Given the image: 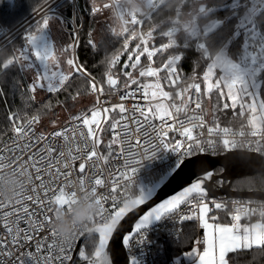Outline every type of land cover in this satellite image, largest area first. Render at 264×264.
<instances>
[{
    "label": "snow or ice",
    "instance_id": "6c2138e0",
    "mask_svg": "<svg viewBox=\"0 0 264 264\" xmlns=\"http://www.w3.org/2000/svg\"><path fill=\"white\" fill-rule=\"evenodd\" d=\"M26 5L27 0H6L0 12L13 16ZM111 8L110 3L92 0L91 13L108 10L106 20L110 23L106 27L117 41H122L108 55L110 42L102 38L97 47L89 32L88 45L104 50L102 59L93 66L102 69L99 79L78 60L75 40L59 49L52 44L37 47L42 35L50 32L51 23L59 22L58 31L63 30L64 20L48 8V0H37L32 6L40 16L24 32L23 46L15 45L9 35L10 26L0 18V37L12 46L11 53L0 62V76L13 66L21 73L33 72L27 84L28 100L35 101L37 89L48 94L65 93L64 100L56 101L58 105H67L69 100L80 102L78 98L86 94L94 97L90 107L71 115L64 127L47 135L37 133L35 125L51 109L50 102H37L39 107L31 113V105L26 102L25 109L9 113L0 131V136L11 133L10 144L0 141V175L10 171L27 179L16 199L0 197V215L4 218L0 225V264H227L228 253L264 246V222L240 223L239 212L247 209H238L231 216L232 223L217 222L214 212L227 205L215 198L209 200V195L222 181L209 170L207 157L202 155L231 151L245 143L249 151L264 153V97L242 81L219 74L214 65H201L181 75L187 61L174 47L176 44L157 45L154 31H134L137 25H144L135 14L122 13L132 28L117 30L111 25ZM159 38L170 40L167 34ZM166 50L171 54L155 64L154 58ZM122 56L127 59L120 67ZM77 81L83 83L73 92ZM213 93L217 104L224 101L223 109H238L247 125L242 124L239 131L221 127L215 115L209 123L201 97ZM116 97L118 102H112ZM129 100L130 108L125 103ZM129 121L142 140L131 142L134 133ZM109 130L111 138L105 143L101 133ZM246 136L254 139H237ZM101 146L105 151H100ZM161 149L173 154L171 172L163 185L185 172L194 178L185 180L187 186L156 203L158 190L139 184L134 177L141 162ZM141 150L143 154L137 159ZM78 192L91 194L98 212L87 230L65 240L51 228L53 206L70 208L78 202ZM182 206L187 207V213L182 212ZM260 216L264 218V214ZM176 219L198 220L203 233L196 244L202 243V251L197 246L183 250L174 227ZM78 241L85 245L91 242L92 251L86 252ZM77 247L78 257L74 258Z\"/></svg>",
    "mask_w": 264,
    "mask_h": 264
},
{
    "label": "trees",
    "instance_id": "16d2710c",
    "mask_svg": "<svg viewBox=\"0 0 264 264\" xmlns=\"http://www.w3.org/2000/svg\"><path fill=\"white\" fill-rule=\"evenodd\" d=\"M115 1L116 2L114 3L112 0H98V3H110L112 5L111 14L114 18V22H111V25L117 27L118 30L120 24L118 25V22L116 21L117 14L120 12L130 14L133 11L132 8V10L130 9L131 5L140 8V5L144 0ZM233 1L234 0H167L163 6L158 8L152 15L150 14V16L144 21V25H141V28L138 29V32L136 28L134 31L137 33L141 31L148 32L149 30L154 31L158 37L156 41L157 45L159 43L176 44L174 47L176 46L178 53L187 61L183 64L181 75L190 70L194 71L195 67L211 64L216 55L220 52H224L230 60L237 62L242 53L241 47L245 39L244 32L249 26L254 25L260 36L264 39V0H262L242 21H240L239 18L248 4H245L241 8L233 9L229 6ZM240 1L244 2L248 0ZM5 2L6 0H0V8H3ZM7 2L10 1L7 0ZM36 2L37 0H27L26 7L20 12L13 16H9L6 12H0V18H2L10 28H13L18 22L32 12V6ZM39 3H43V0H39ZM76 3L77 6H79L78 9L82 11L83 19L80 28L81 32L76 40V56L78 60L83 62L89 70L93 71L96 74L97 79H99L102 69L94 68L93 66L97 61L102 59L104 50L101 48L100 51H97L88 45L87 41L89 39V32L91 31L92 39L97 44V47L100 46L102 38L105 42H110L107 43L108 55H110L115 48L120 47L122 41H117L106 27V25L110 23L106 20V14H110L108 10L92 14L90 10L92 0H77ZM201 6H204L205 10L199 12L198 9ZM62 11L70 14V5L68 4ZM124 16L127 17V15ZM192 20L198 28L196 36H192L188 31L181 29L184 22H191ZM213 21L218 22V26L214 30L205 34L203 29ZM76 23L79 25V20H77ZM171 27H177L178 29L177 35L172 38L171 41H168L165 38H159V35H163L165 31ZM59 39H61L59 42V48L62 45L67 46L71 42V38L65 35L62 38L59 36ZM21 42V40L14 41L17 46H20ZM201 45H203V47H201ZM131 46L134 45L130 44V47ZM11 50L12 46L8 45L4 51H0V62L11 53ZM169 54L171 53L168 50L159 53L157 57L154 58L155 64H160V62L166 59ZM126 59V56L121 57L120 67L123 66V61ZM199 75L202 77V71ZM16 81H19V83H16ZM80 83H83V81H77L76 84L72 86L73 92L75 91V87ZM14 84L15 87H13ZM0 90H2V92H0V131H3L5 128L9 113L25 109L26 102L31 105L28 109L30 113L35 108L39 107V104L37 103L39 101L51 103V109L41 116V120L38 124L39 131H45L54 126L53 121L56 122L55 125L65 122L71 115H75L78 111L90 107L94 100V97L90 94H86L84 98H78L80 102H72L69 100L67 105H58L56 101L64 100L65 98V93L61 92L59 94L46 93L41 100L30 101L28 100L30 94L27 92L25 73H21L16 66H13L5 75L0 76ZM165 90H168L167 86H165ZM259 94L264 97V72L262 83L259 87ZM216 108H219V111L214 113L212 109V113L218 118L220 125L227 127H241L242 124L244 125L242 118L238 116L236 110H231L229 108L221 110L220 107ZM234 112L236 115H233ZM213 115L209 117L206 113L209 123L212 122ZM10 134L11 133L8 132L6 135L0 136V141H4V139ZM101 135L103 141L106 143L109 132L101 133ZM1 144L2 142H0V145ZM219 172V170H216V173ZM231 188L238 191L258 190L264 192V174H254L235 180L232 182ZM217 217L225 222L229 221L227 213L218 214ZM186 237L190 238L186 239ZM196 237L197 228L195 221H187L184 224L182 234L179 237L183 242V250H189L190 247L194 245ZM82 246H85L86 252L92 251L91 242H88L86 245L82 244ZM226 259L228 264H264V246L256 249L230 253L227 255Z\"/></svg>",
    "mask_w": 264,
    "mask_h": 264
},
{
    "label": "rangeland",
    "instance_id": "374dc122",
    "mask_svg": "<svg viewBox=\"0 0 264 264\" xmlns=\"http://www.w3.org/2000/svg\"><path fill=\"white\" fill-rule=\"evenodd\" d=\"M8 1H10V0H8ZM49 1H51V4H53V2H52L53 0H48V2ZM76 1H75V3H76ZM112 1H114V3L116 2L115 0H112ZM166 1L167 0H159V2H158V0H144L141 3L140 8L131 5L130 9L132 8L133 11L130 14H132L133 12H136V11H138V12L144 11L148 7L156 5L158 2V5L155 7V9L153 11V13H154L158 8L163 6ZM198 1H203V0H198ZM261 1L262 0H248V1L241 2L240 0H234L232 3H230L229 6L233 9H237V8H241L245 4H248V6L245 7L241 17L239 18V20L242 21L249 15V13L256 6H258V4ZM68 2H69V0H64V2L61 4H59V3L55 4V10L62 11L69 4ZM202 5H204V4H202ZM75 12H76V10H75ZM80 18H81V20H83L81 10H79L78 13H76V19L80 20ZM127 19H128V17H125L124 15H122L121 12L119 14H117V20L116 21L118 22V25L120 24V27L126 26L124 24V22H126ZM218 24L219 23L216 21L210 22L203 29V32L205 34L209 33L210 31L214 30L218 26ZM127 27L130 29L132 26L130 25ZM60 28H61V25L59 22L51 23L50 24V32H46L42 35V38L37 41V47H44L48 44H52L53 46L55 45L57 49H59V46H60L59 42L61 40V39H59V36H60V38L64 37V35L67 37H70L71 38L70 43H72L74 40L75 41L77 40L78 35L81 32V29H80L78 32L77 38L75 39L74 35L69 34L63 28H62L63 29L62 31H58V29H60ZM140 28L138 26H136L137 32H138V29H140ZM171 28H174V27H171ZM171 28L167 29V31H165V33L169 32V30ZM175 29H177V27ZM181 29L184 31H188L192 36H196L197 32H198L197 25L194 23L193 20L191 22H184L183 27ZM177 33H178V29H177ZM177 33L175 35H169L170 40H168V41H171L172 38H174L177 35ZM244 34H245V39H244L242 47H241L242 53L240 54L237 62L230 60L224 54V52H220L219 54L216 55V57L214 58V60L211 62L210 65H214L217 68L219 74L224 75V76L228 77L229 79H238V80L242 81L244 83V85H246L250 90H253V91H256L259 93V87L261 86L262 76H263V72H264V39L260 36L258 30L255 28L254 25L249 26V28L246 29ZM16 40H21L22 42H21L20 46H23V34L20 35V37L14 39L13 42ZM61 47H66V46L62 45ZM64 58H66V57H62V59H64ZM32 59H33L35 64L39 65V63H40L39 61H36L34 57ZM24 73H25V78H26L27 84H28L29 82H31L34 73L31 71H26ZM46 93L47 92H44V91L37 89V91L35 93V100H37V101L41 100L45 96ZM202 102L204 104V109L206 110V113L209 115V117L213 115L212 109H214L216 107H220V109L223 110L224 101L221 100L220 103L217 104L215 93H213V95H211V96H202ZM228 103L230 104L231 102L228 101ZM229 109H231V107H229ZM231 110H233V109H231ZM236 111L238 114V109H236ZM240 118H242V121H243L244 125L246 126L247 125L246 117H240ZM105 124H106V122H105ZM106 133H108V132H106ZM107 138L110 139L109 136ZM101 149H103L102 146H101Z\"/></svg>",
    "mask_w": 264,
    "mask_h": 264
},
{
    "label": "built area",
    "instance_id": "2783aa9c",
    "mask_svg": "<svg viewBox=\"0 0 264 264\" xmlns=\"http://www.w3.org/2000/svg\"><path fill=\"white\" fill-rule=\"evenodd\" d=\"M76 0H69V5H70V14L68 12H64V11H57L55 10V4L57 3H63L64 0H53V4H51V1L48 2V8L51 9L53 12H55L58 16L62 17L64 20L63 26L62 28L67 31L69 34L74 35L75 39L77 38L78 32L81 28V24H82V20L80 18L79 22L80 24L78 25L76 23V13H78L79 9L77 6V3H75ZM159 2V0H158ZM158 2L156 5L150 6L148 7L146 10L141 11V12H133L132 14H135L136 17L138 19H141L143 21H145L150 14L153 13L155 7L158 5ZM74 9L76 10V12L74 11ZM40 14L37 13L35 14L34 12H31L28 16H26L24 19H22V21H20L18 24H16L13 28H11V32H10V38L12 40L20 37V35L24 34V32H26V30L30 27H32L34 25V22L36 19H39ZM124 24L126 26H130L131 24H126V22H124ZM132 26V25H131ZM139 28L141 27V25H137ZM0 31H2V29H0ZM177 33V29L175 28H171L169 30V32H166L165 34L167 35H175ZM163 34V35H165ZM4 45H8V40L0 37V47L4 46ZM202 100V97H201ZM112 102H118V97H116ZM142 102V101H141ZM126 107H131L132 101H126ZM202 106H203V102H202ZM204 108V106H203ZM181 118H183L181 116ZM207 119V117H206ZM208 120V119H207ZM68 122V120H66L65 122L55 125L51 128H49L48 130L45 131H39L38 129V124L35 125V131L37 133L43 132L45 135H47L49 132L53 131V130H59L60 128L64 127L66 125V123ZM130 128L133 129V136L131 137V142L135 143L137 141V139L142 140V137H138L135 132V126L132 125L131 121L128 122ZM221 127H227V126H222ZM234 131H239L241 127H231ZM245 131H247V129L245 128ZM11 135V134H10ZM9 135V136H10ZM8 136V137H9ZM109 136L111 138V132L109 130ZM8 137L4 139V141H7L9 144L11 143L8 140ZM238 140H247V139H254L250 136H246V137H237ZM0 147H3V143L0 145ZM244 151V152H249V153H254L257 155H260L262 157H264V153L261 152H254V151H249L247 144L245 143L242 146H239L231 151ZM100 151H105V149ZM230 151H224V150H220L218 152V154L213 155L210 152L206 153V155H210V156H217V155H221L224 153H227ZM142 150H141V154L140 156H137V159H140L142 156ZM78 163L77 162V167H78ZM120 163V162H117ZM173 163V154L169 151V150H165V149H161L160 151H158L154 156H151L145 160H143L140 164V166L138 167L137 173L134 177V179L141 185L145 186V187H150L158 178H160L161 176H163L165 173H167L170 169H171V165ZM90 175V173H89ZM107 174H105L106 176ZM133 191H135V189H133ZM212 198H209V200H211ZM217 201H222L224 202L227 207L218 211H215L214 213H219V214H225L227 213L228 218L230 223H232L231 220V216L232 215H236L237 214V210L238 209H247V212L241 211L239 212V214L241 215V220H252V218H258L261 217V214H264V201H260V200H254V199H225V198H219L217 199ZM233 201H236V203L234 204ZM182 212L187 213V207L186 206H182ZM3 216L0 215V225L3 224ZM187 221H179L178 219H176L174 221V227L176 230H178V235L179 237L182 234V229L184 224ZM21 227H24L23 223H21ZM44 233H41V235H43ZM197 240H202L201 237L198 235L197 236ZM75 249V248H74ZM25 251L27 249H24ZM74 251V250H73Z\"/></svg>",
    "mask_w": 264,
    "mask_h": 264
},
{
    "label": "water",
    "instance_id": "95a60500",
    "mask_svg": "<svg viewBox=\"0 0 264 264\" xmlns=\"http://www.w3.org/2000/svg\"><path fill=\"white\" fill-rule=\"evenodd\" d=\"M205 7H199V12L204 11ZM206 155V154H202ZM210 169L216 176V179L222 181L221 184H217L215 190L210 193L209 198H225V199H254L264 201V192L258 190L238 191L231 188L232 182L235 180L251 176L254 174H264V157L244 152V151H230L217 156L206 155ZM219 170V173H216ZM171 169L163 176L158 178L149 188L152 190H158V197L155 198V202H160V198H167L168 195L174 194L175 191H179L182 186H187L185 180L190 182L188 174L181 173L175 179L166 185H163L170 175ZM161 187V188H160ZM160 188V189H159ZM147 210L145 206H139ZM82 245L81 241L77 242ZM110 246L112 242L110 241ZM73 256H78V247L74 249Z\"/></svg>",
    "mask_w": 264,
    "mask_h": 264
},
{
    "label": "clouds",
    "instance_id": "9594fccd",
    "mask_svg": "<svg viewBox=\"0 0 264 264\" xmlns=\"http://www.w3.org/2000/svg\"><path fill=\"white\" fill-rule=\"evenodd\" d=\"M26 177L6 171L0 175V197L8 200L16 199L17 192L25 183ZM98 204L89 193L78 192V202L70 208L53 206V221L51 228L59 237L71 240L80 230H87L88 225L98 212Z\"/></svg>",
    "mask_w": 264,
    "mask_h": 264
},
{
    "label": "crops",
    "instance_id": "0c3cea01",
    "mask_svg": "<svg viewBox=\"0 0 264 264\" xmlns=\"http://www.w3.org/2000/svg\"><path fill=\"white\" fill-rule=\"evenodd\" d=\"M215 215L217 214H219V213H214ZM216 215V216H217ZM194 221H195V223H196V228H197V236L199 235L200 237H201V239H202V233H203V230L202 229H200L199 228V222H198V220H195V219H193ZM211 222V221H210ZM217 222H220V223H230V221H227V222H225V221H223L221 218H219V217H217ZM257 222H264V218H262V217H258V218H252V220H241L240 221V223L241 224H248V225H251V224H253V223H257ZM196 241H197V237H196V239H195V242H194V245L193 246H197L201 251H202V248H203V245H202V243L201 244H199V245H197L196 244ZM262 247V246H261ZM256 248H260V247H252V248H250V249H256ZM250 249H238V250H236L235 252H231V253H236V252H239V251H244V250H250ZM228 254H230V253H228ZM227 254V255H228ZM227 255H226V257H227ZM226 261H227V259H226ZM186 264H187V262H186ZM227 264H228V262H227Z\"/></svg>",
    "mask_w": 264,
    "mask_h": 264
},
{
    "label": "bare ground",
    "instance_id": "6f19581e",
    "mask_svg": "<svg viewBox=\"0 0 264 264\" xmlns=\"http://www.w3.org/2000/svg\"><path fill=\"white\" fill-rule=\"evenodd\" d=\"M59 2H60V1H59ZM60 4H61V3H60ZM60 6H61V5H60ZM60 6H59V7H60ZM56 7H57V6H56ZM59 7H58V8H59ZM78 7H79V6H78ZM79 10H80V9H79ZM59 11H60V10H59ZM79 14H80V13H79ZM76 21H77V19H76ZM77 23H78V22H77ZM181 23H182V22H181ZM203 106H204V105H203Z\"/></svg>",
    "mask_w": 264,
    "mask_h": 264
}]
</instances>
